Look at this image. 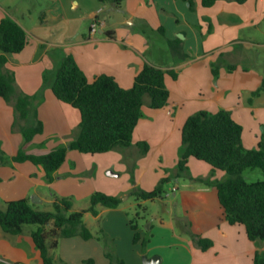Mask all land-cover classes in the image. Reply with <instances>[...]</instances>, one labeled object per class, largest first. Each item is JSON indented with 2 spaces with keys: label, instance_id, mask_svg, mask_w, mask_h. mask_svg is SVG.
Wrapping results in <instances>:
<instances>
[{
  "label": "crops",
  "instance_id": "1",
  "mask_svg": "<svg viewBox=\"0 0 264 264\" xmlns=\"http://www.w3.org/2000/svg\"><path fill=\"white\" fill-rule=\"evenodd\" d=\"M46 1L32 15L14 0H0V21L12 19L27 35L24 49L8 57L5 71L13 75L17 92L31 101L28 122L38 119L43 126L40 134L24 143V122L16 118L12 104L0 98V157L5 159L0 161V204L27 199L39 209L51 207L54 195L77 201L101 191L121 200L115 209L99 207L97 216L90 214L96 220L103 217L99 229L115 245L117 264H140L144 257L176 264L182 253L186 254L184 264H253L255 253L264 252V241L252 242L243 225H230L217 189L199 181L224 180L226 173L189 158L185 174L174 175L181 129L188 116L198 111H229L242 127L245 149L256 148L264 136V90L250 101L251 94L264 84V0H214L209 6L203 0H124L119 8L97 0ZM93 22L95 32L90 30ZM150 31L164 36L169 46L178 40L181 55L166 64L153 59ZM62 54L73 57L88 81L107 75L123 89L132 87L145 64L176 73L175 79L165 76L169 91L165 107L154 110L143 105L130 146L101 154L108 158L101 159L111 169L107 176L118 181L95 183L100 162L88 174L84 165L88 157L74 150L67 151L52 181L41 166L12 160L21 149L42 155L67 146L77 136L79 112L58 101L51 90ZM202 69L205 77L200 84ZM130 166L134 170L129 178ZM170 169L177 183L171 181ZM88 175L94 178L89 180ZM163 178L169 180L161 198L127 202L134 190L152 191ZM137 207L146 213L139 216V240L134 243L128 212ZM32 229L10 235L0 228V264H43L30 237ZM198 238L212 245L202 250ZM140 243L142 249L137 247ZM99 249L97 264H113L109 254ZM88 256L86 252L70 254L64 262L94 264Z\"/></svg>",
  "mask_w": 264,
  "mask_h": 264
},
{
  "label": "trees",
  "instance_id": "2",
  "mask_svg": "<svg viewBox=\"0 0 264 264\" xmlns=\"http://www.w3.org/2000/svg\"><path fill=\"white\" fill-rule=\"evenodd\" d=\"M119 8L124 0H97ZM245 0H238L242 3ZM214 0H203L209 6ZM27 44L23 28L10 18L0 21V98L11 103L16 118L23 121L21 128L24 143H29L43 130L41 121L29 123L31 101L17 92L14 77L5 71V64L12 54L21 52ZM178 40L171 43V51L179 55ZM213 74L216 71L213 70ZM176 78V73L145 64L136 75L129 89L121 88L110 76L100 75L88 81L71 55H61L56 66L51 90L55 98L75 108L80 115L77 136L67 146L57 147L42 155L27 154L22 149L12 158L14 162L29 161L41 166L46 179L52 181L54 172L63 164L68 150L87 154H102L119 147H128L133 131L142 117L145 97L148 106L158 110L167 105L169 91L165 76ZM264 90V84L251 94V99ZM189 158L209 164L214 170L223 171L227 178L211 181L199 179L207 186L217 189L219 202L225 220L230 225L245 227L247 238L252 242L264 241V136L254 149H245L242 144V127L233 120L227 110L217 112L198 111L185 120L181 129V147L175 177H182L187 171ZM0 157V161H4ZM260 170L262 179L249 182L243 176L245 171ZM163 178L152 191L134 190L136 200H155L165 194ZM88 206L74 210L72 199L52 197L51 210H39L27 199L0 204V228L10 235L23 234L25 226L34 225L30 232L43 264H56L52 251L58 239L80 237L93 239L89 227L84 223L86 213L97 216L98 208L115 209L121 200L102 192H94L88 198ZM139 208V207H138ZM139 217V213H136ZM134 231L133 242L139 240L134 220H129ZM202 250L209 248L210 240L197 239ZM253 264H264V252L257 251Z\"/></svg>",
  "mask_w": 264,
  "mask_h": 264
},
{
  "label": "rangeland",
  "instance_id": "3",
  "mask_svg": "<svg viewBox=\"0 0 264 264\" xmlns=\"http://www.w3.org/2000/svg\"><path fill=\"white\" fill-rule=\"evenodd\" d=\"M14 1H16L19 8L20 7L29 8L32 15H35L38 10H41L48 3V1H46V0H23L22 2H21V0H14ZM108 5L110 6V4H108ZM148 37H149V40L151 42V55H152L153 59H159L162 62H165V64H166V62L172 60L173 57H176V56L179 57L181 55V53L179 55L172 53L168 42L165 40V37L162 36L161 34L152 33V31H150ZM204 77H205V74H204L203 69H202L201 72L198 74V82H200V84H202V81H204ZM148 101H149L148 98L145 97L144 105L148 104ZM198 104L204 105V104H206V102H200ZM142 146L144 147L145 145L142 144ZM82 154H86V157H88V158H86V163L84 164V165H86V167H88V174H93V172L95 170L94 164L97 162H100L99 163V171L97 174V180L95 181V183H99V184L104 183L103 179H107L108 181H111V180L118 181L117 179H119V178L107 176V172L111 169H108L107 166L105 165V163H102L106 156H103L101 154H99L97 156H95V154H87V153H82ZM95 157H100V158H95ZM101 159H103V161ZM106 159H108V158L106 157ZM123 163H125V165H126V162H123ZM107 164L111 166V163H107ZM130 168L131 169L127 170L128 174H129V178L132 175V171L134 170V169H132L131 166H130ZM127 169H128V167H127ZM163 170H165V169H163ZM169 172L171 173V169ZM174 176H172V173H171V176H170L171 181L173 183H177V182H175L177 179L174 178ZM243 176L249 182H254V181L262 179V173L258 169L254 170V171H250V170L245 171L243 173ZM86 178H89V180H92L94 178V176L91 177V175H88ZM164 187L167 188V184H164ZM99 192H101V191H99ZM102 193H104V192H102ZM168 193L170 194L169 191H168ZM72 202H73V208L77 209V210L86 209L88 204H89L88 198L80 199L77 201L76 200L74 201V199H73ZM127 202L135 204L136 200H135L134 195H132V194L129 195V199ZM39 209L40 210H51V207H46V205H41L39 207ZM100 209L101 208H99L98 210H100ZM136 213H139V216H142L143 213H146V210H143L142 208L137 207V208L132 209L131 211L128 212L129 220L133 219L135 225L138 224L139 226H141V219L139 220V217L136 216ZM102 218L103 217H99L96 220L90 214H87L86 216L84 215L83 221L87 225V227H89L92 235H94L93 239H91L87 242L83 241L78 236H76L74 238L58 239L59 240L58 245H57L56 249L53 250V252H52V254L55 257V263L56 264H70V263L64 262V259H66L70 254H72L73 256L74 255L76 256V253L83 254V252H86V254L89 255L86 258L92 259L94 264H97L96 248L97 249L100 248L99 250L102 249L105 252V255L109 254L110 259L113 261V264H117L115 261H118L119 259H117V257L115 256V251H114L115 245H113L112 240L111 239L109 240V238H107V236L104 235L103 232L99 229ZM25 228H33L34 229V228H36V226L29 225V226H25ZM118 242H120V241H118ZM121 243H123V241ZM137 247L139 249H142L143 246L140 243V244H137ZM119 249L122 251L121 247H119ZM123 251H126V249L123 248ZM71 258H73V257H71ZM70 260H71V264H88L87 260H85L84 263H82L81 260L78 263H74L73 259H70ZM177 261L178 262L176 264H184L186 261V254L182 253V257L181 258L178 257ZM140 264H143L142 258L140 259Z\"/></svg>",
  "mask_w": 264,
  "mask_h": 264
},
{
  "label": "water",
  "instance_id": "4",
  "mask_svg": "<svg viewBox=\"0 0 264 264\" xmlns=\"http://www.w3.org/2000/svg\"><path fill=\"white\" fill-rule=\"evenodd\" d=\"M143 264H160L159 257H153L151 259L143 258Z\"/></svg>",
  "mask_w": 264,
  "mask_h": 264
},
{
  "label": "built area",
  "instance_id": "5",
  "mask_svg": "<svg viewBox=\"0 0 264 264\" xmlns=\"http://www.w3.org/2000/svg\"><path fill=\"white\" fill-rule=\"evenodd\" d=\"M96 26H97L96 22H93V23L91 24V26H90V30H91V32H95Z\"/></svg>",
  "mask_w": 264,
  "mask_h": 264
}]
</instances>
